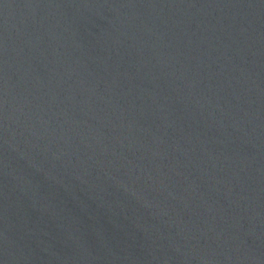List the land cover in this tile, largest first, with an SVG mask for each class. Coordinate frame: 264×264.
Returning <instances> with one entry per match:
<instances>
[{"label": "water", "instance_id": "1", "mask_svg": "<svg viewBox=\"0 0 264 264\" xmlns=\"http://www.w3.org/2000/svg\"><path fill=\"white\" fill-rule=\"evenodd\" d=\"M0 264H264V0H0Z\"/></svg>", "mask_w": 264, "mask_h": 264}]
</instances>
